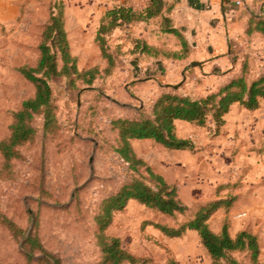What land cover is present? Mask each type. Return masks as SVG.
<instances>
[{"label":"rangeland","instance_id":"1","mask_svg":"<svg viewBox=\"0 0 264 264\" xmlns=\"http://www.w3.org/2000/svg\"><path fill=\"white\" fill-rule=\"evenodd\" d=\"M123 1L0 0V141L10 133L14 111L35 93L34 85L19 69L37 64L43 28L61 6L78 69L98 73L90 84L86 81L91 73L51 78L56 128L46 133L43 117L37 116L36 138L22 147L19 158L6 166L0 152V264H28L21 242L3 216L26 230V235L32 230L62 264H100L103 254L95 218L102 202L134 178L149 179L144 169L131 170L115 151L117 132L112 121L136 118L139 113L150 115L164 92L200 98L220 91L244 73L249 80L264 75V40L250 42L240 32L228 44L204 50L183 64L144 68L135 56L129 63L125 55L109 74L96 29L100 16ZM239 1L236 12L245 11L244 2ZM252 10L260 13L264 4ZM106 39L116 50L130 38L119 31ZM58 66L63 67L61 57ZM159 83L178 88H162ZM177 131L195 142L194 150L169 151L150 139L138 142L136 149L177 187L188 210L169 216L132 200L116 213L109 234L118 236L122 246L146 264H169L171 260L175 264H211L197 231L169 237L156 225L180 226L201 206L224 200L211 215L210 227L219 232L228 225L233 236L252 231L259 238V259L264 263V102L256 110L233 105L220 129L213 122L205 126L178 122ZM230 255L242 264H254L247 250ZM41 257L36 254L32 264H44Z\"/></svg>","mask_w":264,"mask_h":264},{"label":"trees","instance_id":"2","mask_svg":"<svg viewBox=\"0 0 264 264\" xmlns=\"http://www.w3.org/2000/svg\"><path fill=\"white\" fill-rule=\"evenodd\" d=\"M165 0H149V5L142 11L135 10L127 2L114 6L106 11L101 19L96 32L102 56L108 62V73H114L117 68V59L110 42L106 37L111 36L115 29L138 21H146L158 16H163V29L178 36L183 45L182 53L174 52L171 55L182 59L189 52L188 44L172 20L164 16ZM249 36L259 33L264 36V16H252L246 30ZM136 49L151 55H159L160 50L146 42L138 41ZM40 57L34 66H22L19 70L23 76L35 87L33 96L22 101L21 106L14 111L13 119L9 126V135L0 141V152L5 165L21 156V149L34 142L37 135L35 118L42 116L44 131L52 133L57 126L56 104L50 80L54 76L63 74H79L80 77L91 73L86 81L91 83L98 73L91 69L81 72L78 69V60L71 51V45L66 29L65 10L61 6L57 13H53L43 28L42 41L39 45ZM61 57L63 67L59 68L58 58ZM264 102V75L254 80H249L244 73L232 79L220 91L212 92L204 97L193 98L174 92H164L155 101L152 113L143 116L139 113L136 118H117L112 121L113 130L117 132V146L115 151L120 158L128 164L133 171L144 169L149 179L144 177L134 178L121 186L114 194L110 195L101 204L95 220L97 223V241L102 251L103 259L100 264H146V261L137 257L122 246L118 236L111 235L108 228L112 225L116 213L123 211L128 203L135 200L163 214L174 216L184 213L188 206L180 198L178 189L170 184L166 178L156 172L147 160L141 157L133 146L134 139H150L163 146L166 150L195 149V142L184 138L177 133V120L187 121L198 126H205L213 122L220 129L226 122V116L235 104H240L248 110L260 108ZM152 181L153 184L150 183ZM226 201L220 200L201 206L194 216L180 226L157 224L163 233L169 237H181L188 230L197 231L201 242L211 257V264H242L231 257L235 251H249L254 264H264L260 261L261 246L258 236L252 231L242 230L235 236L230 233L228 225L217 232L209 225L211 215ZM228 203H231L228 201ZM3 222L13 235L21 242L28 264L35 261L34 256L41 254L40 260L44 264H62L61 260L49 252L41 239L31 230L26 235V230L18 226L7 216ZM169 264H175L171 260Z\"/></svg>","mask_w":264,"mask_h":264},{"label":"crops","instance_id":"3","mask_svg":"<svg viewBox=\"0 0 264 264\" xmlns=\"http://www.w3.org/2000/svg\"><path fill=\"white\" fill-rule=\"evenodd\" d=\"M131 1L132 4L128 0H124L121 4L127 2L137 11H142L149 5V0ZM165 1L166 7L164 16L172 20L173 26L180 31L188 44L189 52L187 57L178 59L171 55L174 52L182 53L183 45L178 36L163 29V16L161 15L146 21H138L115 29L111 36L117 35L118 32L121 31L122 33L128 34V38H130L124 40L122 44H119L116 50L113 49L117 59V66L120 64V59L125 55L131 60L129 63H133V57L135 56L137 63L144 68L149 65L158 68L170 64H183L191 61L196 54L204 50L210 52V50L216 49L218 44H228V41L235 37L236 32L237 34L240 32V34L246 37L250 42L254 38L264 40V36L259 33H254L252 36H249L246 32L252 16H264V10L260 13L252 10L256 5L264 4V0H242L246 9L242 12H236L235 9L237 5L241 4L239 0ZM249 3L253 8L249 6ZM121 4L114 6H119ZM114 6L108 8L106 11ZM106 11L100 16L99 25ZM233 27L237 28L236 31L232 29ZM139 40L158 48L160 54L151 55L143 52L141 48L136 49L135 46ZM116 70L117 69H115L114 72ZM129 70H131V68H129ZM138 81L144 84L146 82L147 84L149 83L146 79H140ZM159 85L161 86V83H159ZM161 87L163 88V86ZM178 122L187 121L177 120L176 125ZM143 140L148 139L132 140L136 151V144Z\"/></svg>","mask_w":264,"mask_h":264},{"label":"water","instance_id":"4","mask_svg":"<svg viewBox=\"0 0 264 264\" xmlns=\"http://www.w3.org/2000/svg\"><path fill=\"white\" fill-rule=\"evenodd\" d=\"M192 65L194 66V65H201V63L200 62H192ZM161 86H163V87H172V88H174V89H177L178 88V85H173V84H161Z\"/></svg>","mask_w":264,"mask_h":264}]
</instances>
